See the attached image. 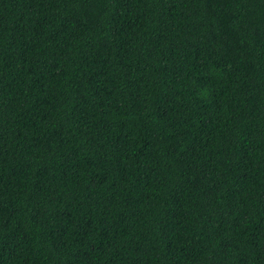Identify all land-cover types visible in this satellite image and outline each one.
I'll use <instances>...</instances> for the list:
<instances>
[{"label": "trees", "instance_id": "trees-1", "mask_svg": "<svg viewBox=\"0 0 264 264\" xmlns=\"http://www.w3.org/2000/svg\"><path fill=\"white\" fill-rule=\"evenodd\" d=\"M0 264H264V0H0Z\"/></svg>", "mask_w": 264, "mask_h": 264}]
</instances>
